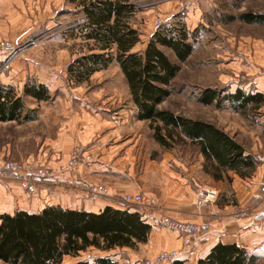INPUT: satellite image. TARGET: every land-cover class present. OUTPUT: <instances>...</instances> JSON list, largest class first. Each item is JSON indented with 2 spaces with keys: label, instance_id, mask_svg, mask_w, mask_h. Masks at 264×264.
<instances>
[{
  "label": "rangeland",
  "instance_id": "obj_1",
  "mask_svg": "<svg viewBox=\"0 0 264 264\" xmlns=\"http://www.w3.org/2000/svg\"><path fill=\"white\" fill-rule=\"evenodd\" d=\"M134 2L138 10L131 22L140 34L136 50L143 49L161 25L174 23L183 26L193 46L187 59L179 63L180 69L170 84L171 92L160 107L213 122L242 145L253 149L255 158L257 154L264 155V118H260L259 111L250 109L241 113L226 102L216 108L197 101L198 91L206 86L220 88L216 85L217 74H211L216 70H207L209 60L217 58L218 46L224 45L225 41L249 51L251 38L257 35L264 40V24L238 18L240 13L262 9L264 0H219L214 5H201L202 0H196L197 5H192L191 0ZM230 16L234 18L229 19ZM82 18L78 9L67 0H0V42L5 44L0 49V74L6 76L9 71L5 84L14 85L21 94L23 83L30 79L44 84L50 94L47 100L24 96L25 106L36 109V118L32 121H0V158L16 163L14 169L0 170V213L36 212L47 205L99 212L107 205L96 204H103L105 200L115 204V208L136 212L143 208L126 202L125 197L139 192L143 196L137 201L139 203L148 202L145 197L154 199V203L148 204L150 211L189 222L187 213L176 216L170 207V197L183 188L177 186L178 183L188 178L185 176L187 169L194 179H189L187 184L194 190L197 188L198 199L203 196L200 191L206 195L209 193L207 187L211 188L212 184L224 187L226 182L224 185L214 181L205 171L204 158L196 146L185 143L164 149L155 142L148 121L136 117L128 86L115 62L93 72L88 80L76 82L71 79L68 65L90 52L91 42L69 31L75 26L74 21ZM162 49L171 61L178 63L171 50ZM64 132L70 137L69 148L61 160L54 142ZM55 160V167L50 166ZM98 160H108L109 165L118 161L123 164L109 169L117 171L99 172L92 176L93 179L86 177L93 174L87 170L82 171L83 179L74 178L70 183L58 179L59 173L88 167ZM127 177L135 178L139 186L110 191V183L127 184L129 182L123 183ZM229 177L233 179L232 173L222 172V179ZM94 185H105L107 190L102 194L94 193ZM216 192L218 196L219 192ZM141 216L150 226L145 242L111 250L89 246L76 256H64L60 264H74L77 260L95 263L98 258H106L113 264H145L147 258L161 264H174L190 253L197 243L190 250H184L187 234L166 225H151L145 214ZM159 227L177 232L181 246L159 248L161 243L158 242L155 245L158 250L151 254L153 244L149 236ZM161 250H179V253L169 262V259L163 261L158 257ZM0 264L7 263L0 260Z\"/></svg>",
  "mask_w": 264,
  "mask_h": 264
},
{
  "label": "trees",
  "instance_id": "obj_2",
  "mask_svg": "<svg viewBox=\"0 0 264 264\" xmlns=\"http://www.w3.org/2000/svg\"><path fill=\"white\" fill-rule=\"evenodd\" d=\"M82 14L74 21L70 33L91 42L90 52L68 65V73L76 82L88 80L90 75L110 63L118 64L124 76L136 117L147 120L152 137L162 148L188 143L197 147L205 162V171L214 179L222 172L233 170L247 175L253 166L254 155L244 152V146L213 122L176 114L161 108L170 94V84L180 69V62L193 50L183 26L161 25L147 40L143 49L136 50L139 32L131 22L138 10L134 0H67ZM251 12L240 13L245 22L260 21ZM230 16L229 19H233ZM78 31H76V30ZM167 48L177 62L169 59ZM223 88L206 87L197 101L220 107L226 102L235 111L246 113L264 103L261 93H245L237 89L224 93ZM36 100L50 97L48 88L27 79L21 94L12 84L0 81V121L24 123L36 118V109L27 108L24 96ZM257 160V159H256ZM208 163L209 166L206 165ZM207 166V167H206ZM105 206L99 212L47 205L36 212L17 210L0 213V260L7 264H60L66 255L76 256L89 246L102 250L115 247H134L146 241L150 226L140 211ZM74 264H113L106 258L95 263L77 260ZM197 264H254L243 248L235 244H216Z\"/></svg>",
  "mask_w": 264,
  "mask_h": 264
},
{
  "label": "crops",
  "instance_id": "obj_3",
  "mask_svg": "<svg viewBox=\"0 0 264 264\" xmlns=\"http://www.w3.org/2000/svg\"><path fill=\"white\" fill-rule=\"evenodd\" d=\"M218 1L202 0L201 5L205 3L214 5ZM191 4L197 5L196 0H191ZM252 12L256 15L254 16L255 19H264V7ZM252 22L258 25L264 24V21ZM216 52L217 58L216 60H209L207 70H216V72H212L211 74H217L215 77L216 85L224 89L221 94L227 92L233 93L235 90L240 89L245 93H261L264 95V40L261 37L256 35L253 39L251 38L249 51L240 47H234L232 44L230 45L224 41V45L218 46ZM8 73L6 76L0 74V81L2 83H8L5 79ZM19 76L20 78L23 77L21 73H19ZM256 110L259 111L258 115H260V118H264V103ZM68 138H70L69 134L64 132L54 142L57 144L56 149L59 152L58 158L61 160L65 157L69 148V145H67ZM237 141L239 142V140ZM243 146L245 154L249 153L254 155L253 149L245 145ZM256 159L247 175L240 176L233 170H226V173H232L233 179L230 177L228 179H222V177L219 179L212 178L221 184L226 182L227 186L215 187L212 184L211 188L207 187L208 191L211 190L214 192V196L200 206L196 201L198 199L197 188L194 190L187 184L190 183L189 179L194 180L191 176L192 174L188 173L187 169L185 176L188 178L186 180L182 178L183 181L178 183L177 186H182L183 188L177 190L176 194L170 197L172 198V206L170 207L176 216L180 217L184 212L187 213V220L199 226L200 235L190 253L180 258L174 264H197L199 259L205 258L212 247L219 243L235 244L244 249L247 258L253 259L254 264H264V194L260 192V184L264 179V162ZM200 160L201 158L197 162L199 163ZM56 163L57 160L51 161L50 166L55 167ZM109 163L110 161L108 160H98L88 167L80 166L72 172L59 173L58 179L61 181L65 179L69 183L74 178L83 179L81 177L83 176L82 171L86 170L93 173L86 177L93 179L94 177L92 176L99 174V172L117 171L109 169L118 165L120 167V164H123L122 161H118L112 165H109ZM118 169L122 170V168ZM116 176L117 178L123 177L121 175ZM124 182L129 183H110L108 187L110 191H118L125 187L130 189L135 187L136 184L139 186L135 178L127 177V179L123 180ZM216 190L219 192L218 196ZM226 195H230L228 199L225 198ZM105 204H112L116 207L115 204L108 200H105L103 204L102 202H97L96 206L102 205L103 207ZM159 228L152 230L151 236H149L151 244H153L151 254L158 250L155 247L158 242L161 243L159 248H178L181 246V237L177 232L168 231L163 227Z\"/></svg>",
  "mask_w": 264,
  "mask_h": 264
},
{
  "label": "built area",
  "instance_id": "obj_4",
  "mask_svg": "<svg viewBox=\"0 0 264 264\" xmlns=\"http://www.w3.org/2000/svg\"><path fill=\"white\" fill-rule=\"evenodd\" d=\"M4 46L5 44L0 42V49L3 48ZM6 46H10V44ZM256 158L264 162V155L257 154ZM15 167H16L15 161L7 159V158L5 159L0 158V170H4V169L11 170V169H14ZM26 181L24 182L25 185L26 183H28V180ZM28 187L30 188V185H28ZM106 190L107 188L105 185H94L92 187V191L94 193L102 194L106 192ZM200 192L203 194V196L197 200V204L199 206L202 205L206 200L211 198L209 196L207 197V195L214 196V192H209L210 194L208 193L206 195L204 194V192L202 191ZM260 192L264 194V179L262 183L260 184ZM142 197H143L142 194L138 192L136 195L134 194L127 195L125 197V201L130 202V203L139 204L141 208H143L142 210L143 212L142 211L140 212L142 214H145L146 219L149 220L151 225H166V226L173 228L176 231L187 234L184 240V250H190L193 244L198 240V237H199L198 225L195 223H191V222L176 221L169 216L162 215L159 213H154L149 210L150 206L148 205L150 202L154 203V199L145 197L146 201L148 202H144V203L137 202L139 199H143ZM178 253H179V250H161L158 257L163 261H166L167 259H169V262H170L178 255ZM145 264H161V263H159L157 260H151L147 258L145 259Z\"/></svg>",
  "mask_w": 264,
  "mask_h": 264
},
{
  "label": "bare ground",
  "instance_id": "obj_5",
  "mask_svg": "<svg viewBox=\"0 0 264 264\" xmlns=\"http://www.w3.org/2000/svg\"><path fill=\"white\" fill-rule=\"evenodd\" d=\"M208 192H210V191H208Z\"/></svg>",
  "mask_w": 264,
  "mask_h": 264
}]
</instances>
